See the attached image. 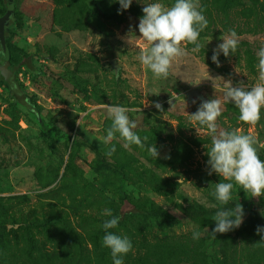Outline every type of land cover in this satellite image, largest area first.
<instances>
[{"label": "rangeland", "instance_id": "374dc122", "mask_svg": "<svg viewBox=\"0 0 264 264\" xmlns=\"http://www.w3.org/2000/svg\"><path fill=\"white\" fill-rule=\"evenodd\" d=\"M200 4L208 20L199 38L204 46L197 52L182 45L186 55L167 79H157L138 59L140 46L147 47L138 28L144 0L122 12L118 0H13L4 26L10 77L29 105L0 72V264H113L102 245L105 208L126 216L110 230L133 242L124 264H193L221 249L228 264H264V234L257 233L264 196L250 197L236 185L224 207L241 203L243 223L212 237L211 217L221 205L211 193L222 178L208 174L211 138L189 119L202 100L223 97L226 80L259 82L264 0ZM6 7L0 0V17ZM230 29L239 46L229 57L221 52L218 66L211 57ZM109 104L129 110L134 131L148 137L143 148L125 149L117 134L114 153L105 154L110 145L97 138L111 126ZM238 118L239 109L225 102L217 123L264 142V109L255 125ZM155 144L157 159L149 154ZM259 156L264 160V149ZM200 208L211 215L200 218Z\"/></svg>", "mask_w": 264, "mask_h": 264}, {"label": "clouds", "instance_id": "9594fccd", "mask_svg": "<svg viewBox=\"0 0 264 264\" xmlns=\"http://www.w3.org/2000/svg\"><path fill=\"white\" fill-rule=\"evenodd\" d=\"M118 2L122 12L130 8L133 0ZM144 3L146 6L142 9L143 15L138 28L139 36L147 47L140 46L138 59L155 78L167 79L171 74L173 62L178 57L186 55L182 45H194L193 51L197 52L204 46L199 38L207 28L208 20L203 13L200 0H174L171 5H166L161 0H144ZM221 40L222 43L217 46L211 57L218 66L221 52L225 57H229L236 52L240 42L234 29H230L228 34L223 33ZM257 57L259 82L249 86L243 81L234 85L231 80H226L223 84V97L215 96L209 100H202L198 110L189 117L199 125L195 127L199 135L207 134L211 138V147L207 148L208 174L216 173L222 178L220 182L215 183L211 193L221 205L211 217L216 222L215 228L211 231L213 238H216L217 233H227L239 228L243 223L245 211L241 203H235L231 208L224 207L233 200L236 185L250 197L264 196V160L259 156V151L264 149V142L251 131L242 133L238 128L229 130L217 123L225 102L233 103L239 109V121L248 125H255L260 121L261 110L264 109V46L257 51ZM217 87L214 81V88ZM169 102L171 103V100ZM155 107L163 112L160 103H155ZM128 111L119 104L107 106L111 126L107 128L103 138L97 139L106 146L110 145L105 153L108 156L115 151V145L111 142L117 134L124 141L122 146L125 149H130L132 145L140 148L145 146L144 141H147L148 137L145 136L142 140L134 131L138 125L135 120L130 119ZM77 123L80 124L79 120ZM149 154L155 159L159 157L156 144L149 148ZM102 215L108 217L101 225L105 233L102 236V245L110 249L113 264H124L123 256L132 251L133 242L126 235L121 236L110 231L119 226L122 216L114 215L110 208H105ZM257 233L264 234V227L258 226ZM192 236L194 240H199L202 233L194 230Z\"/></svg>", "mask_w": 264, "mask_h": 264}, {"label": "trees", "instance_id": "16d2710c", "mask_svg": "<svg viewBox=\"0 0 264 264\" xmlns=\"http://www.w3.org/2000/svg\"><path fill=\"white\" fill-rule=\"evenodd\" d=\"M3 2H4V5L6 6L7 0H3ZM3 81L6 82V85L9 87V89L12 91V93L15 95L16 99L20 103H22L26 106L29 105L28 98H27L24 90L18 88L17 85L15 84V82H13L11 77L8 80H6V81L3 80ZM123 198H126L125 194H123ZM198 211H201V217L200 218H204L203 216L208 217V214L211 215L210 212H208L207 210H205L203 208H200ZM146 213L151 214L152 210H150ZM117 215L122 216V219L120 220L119 224L123 223V221L126 219L125 214L120 212ZM1 249L4 250L3 245H0V255L2 253L1 251H3ZM203 257L204 258L194 257V263L193 264H228L227 255L222 249L218 250L217 252L214 251V254H211V253L207 254V256H206V254H203Z\"/></svg>", "mask_w": 264, "mask_h": 264}, {"label": "water", "instance_id": "95a60500", "mask_svg": "<svg viewBox=\"0 0 264 264\" xmlns=\"http://www.w3.org/2000/svg\"><path fill=\"white\" fill-rule=\"evenodd\" d=\"M6 12L0 17V45L2 48L3 52V57H4V63L0 65V72L2 73L3 77L5 80H8L10 78V70H9V51L8 47L5 42V37H4V26L12 12L13 8V0H7V5H6ZM112 65L114 67V70H117V64L115 61H112ZM197 90H190L188 92L189 95L195 94Z\"/></svg>", "mask_w": 264, "mask_h": 264}]
</instances>
